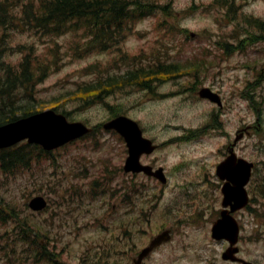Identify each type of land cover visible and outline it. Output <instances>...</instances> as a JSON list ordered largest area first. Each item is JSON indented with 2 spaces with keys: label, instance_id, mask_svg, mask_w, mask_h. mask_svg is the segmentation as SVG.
<instances>
[{
  "label": "rangeland",
  "instance_id": "374dc122",
  "mask_svg": "<svg viewBox=\"0 0 264 264\" xmlns=\"http://www.w3.org/2000/svg\"><path fill=\"white\" fill-rule=\"evenodd\" d=\"M156 1L163 5L168 2ZM216 1L175 0L170 14L164 13L159 7L152 13L149 11L144 18L135 21L131 32L124 34L118 44L119 48L106 52H84L81 31H68L52 39L44 37V33L34 27L18 24L8 33L3 57L14 67H19L18 64L28 54L37 56L39 61L47 64L49 75L37 86L36 97L45 104H42L45 108H49L52 101H59V111L68 112L71 121L99 126L115 114L110 111V106L116 112L147 123L151 133L159 136L161 141L183 136L179 142L168 143L167 148L156 155L173 177L169 195L167 191L164 194L157 192L161 201L158 206L164 211L155 208V214L165 213L167 209L164 206L168 202L171 212L167 213V220L175 221L174 224L180 227V231L182 224L192 225L198 217H202L207 224H211L216 217L223 195L220 188H215L210 181L218 182L216 166L225 159L227 147L235 141L232 136L242 132L244 137L238 142L235 152L254 162L257 169L252 183V196L256 200L252 207L256 213L249 218L243 217L241 221L244 224V235L252 237L250 251L264 261V228H259L256 224L257 221L264 220V200L260 203L262 198L258 191L264 176V33L241 22L246 16L264 20V0H236L239 15L233 21L223 6L215 4ZM22 4L21 0H13L14 7ZM21 11L22 9L17 8L12 14V19L16 22H20L17 17H21ZM249 32H254L250 41L243 43L242 48L237 47L235 44ZM190 34L195 36L192 38ZM254 39L256 43L252 45ZM226 45L229 47L225 49ZM123 53L131 58L138 56L139 64L161 60L179 63L181 66L198 61L202 81L190 78L168 79L158 89L159 92H167V96L152 95V98L147 91L134 89L135 86H125L107 97L106 104L99 101L84 103V98L73 95L80 86L100 76L101 72L95 66L105 74H112L119 71L116 68L118 64L127 65L126 62H119ZM182 70L190 71L194 68L189 66ZM201 83L207 87L214 86L226 100L224 116L221 117L224 126L221 129L218 128V122L214 121L215 112L221 116L220 109L181 95L180 87H198ZM247 94H253L256 100L262 102V113L251 105ZM191 129L199 130L207 136L198 142L195 139L185 142L183 139L190 135ZM221 132L231 136L221 137ZM126 150L119 135L100 128L89 139L55 150L50 155H42V159L34 162L31 169L22 171L15 177L0 175V206L2 202L8 204L7 199H12L10 209L15 207L26 214L25 209L31 214L33 212L26 207L29 200L38 195L46 196L53 208L40 219L46 221L53 218V232L57 233L59 229L69 242L70 233L76 232L78 236L82 234V231L70 228L73 218L81 215V209L87 218L91 217L86 213L90 199L83 196L71 197L86 179L84 176L76 177L75 172L81 175H89L91 172L96 175L102 169L118 170V166L125 163L128 155ZM206 171L213 172L215 177H210V181L205 177L203 179V172ZM129 179L131 178L121 175L114 184L121 185ZM192 182L201 185L186 187ZM82 198L87 200L82 207L81 203L71 201ZM126 210L120 206L118 212L122 215ZM152 212L154 213V209ZM33 215L31 218L34 221L39 220ZM152 220L151 228L155 224L159 227L162 223L158 217ZM189 229L191 232L197 230ZM4 232V224L0 223V264L5 263L8 247L15 246V243L7 240ZM102 232L95 230V227L88 228L79 242L87 244L92 241L91 249L98 251L99 242L104 238ZM198 236L200 237L194 236V239L203 237L207 243L204 248L206 251L201 253L203 257L219 254L221 242L210 240L207 227L203 226ZM194 242L187 244L194 245ZM90 255L93 253L90 252ZM71 263H78V259H72Z\"/></svg>",
  "mask_w": 264,
  "mask_h": 264
},
{
  "label": "trees",
  "instance_id": "16d2710c",
  "mask_svg": "<svg viewBox=\"0 0 264 264\" xmlns=\"http://www.w3.org/2000/svg\"><path fill=\"white\" fill-rule=\"evenodd\" d=\"M20 7L13 6V0L0 1V126L13 122L21 117L30 115L38 108L44 109V103L38 101L36 89L44 77L49 75V66L37 59V56L26 55L14 67L4 59V42L12 28L18 24L34 27L44 33V37L55 39L68 31H81L84 40L82 50L84 52L98 51L104 52L107 48H119L117 37L120 33L130 30V24L136 20L144 18L158 7L164 13L172 12L175 0H168L163 5L156 0H21ZM218 6L226 9L227 15L232 14L231 20L239 15L236 0H217ZM17 8L22 9L20 22L12 19V14ZM16 19V20H17ZM22 19V20H21ZM243 22V19L241 20ZM251 26L259 28L264 32V24L259 19L248 20ZM33 58V59H31ZM32 61H35L32 63ZM119 62L130 63L132 65L123 74H112L102 76L103 71L95 66L100 76L90 83L80 86L73 94L84 98V103L104 102L105 98L116 90L132 86L134 83L142 86L154 76L146 75V72L167 73V79L177 78L182 74L199 72V62H191L186 65H167L162 61H157L147 67L137 63V58H129L123 53ZM192 66L194 70L184 71L182 68ZM121 70V65L116 67ZM199 78V76H197ZM256 86V85H255ZM43 104V105H42ZM59 101H52L50 107L59 109ZM251 105L260 113V104L251 100ZM40 106V107H38ZM40 109V110H42ZM68 114L67 112H65ZM42 155H50L36 145L21 144L13 148L0 151V173L6 176H15L21 170H28L34 162L42 159ZM264 179H262V184ZM12 214H22L17 208H12ZM5 212V211H4ZM7 220V219H6ZM5 222V221H2ZM11 225L17 229L20 227L12 222ZM15 236L7 238L15 243L13 248L8 247L10 256L19 260H30L36 258L37 238L30 240L29 247L21 251L19 244H23L25 234H15L16 232L7 230L4 235ZM18 235V236H17Z\"/></svg>",
  "mask_w": 264,
  "mask_h": 264
},
{
  "label": "flooded vegetation",
  "instance_id": "af4514ba",
  "mask_svg": "<svg viewBox=\"0 0 264 264\" xmlns=\"http://www.w3.org/2000/svg\"><path fill=\"white\" fill-rule=\"evenodd\" d=\"M150 86V83H147ZM151 88V86H150ZM155 144L158 147H161L167 144V141H164L162 144L158 142L154 137H151ZM156 154L153 155H142L141 162L143 165H151L155 169L161 167L159 159H156ZM211 174H205V178L210 181ZM144 177V181L138 182L137 179ZM137 181L138 188L141 190L148 189L154 193L158 188H162L161 183L155 177L148 176L144 172H138L134 176ZM148 181H147V180ZM211 183V182H210ZM218 186L222 190L225 182L218 179ZM170 185V184H169ZM194 185V183H190ZM201 185V184H200ZM164 189L168 190V185L164 186ZM141 191H139L140 193ZM150 204V200H146ZM154 207V205H153ZM155 208V207H154ZM220 210L217 212V217L214 219L217 220L221 213H228L227 211L231 210V207H226L222 203ZM153 208L142 209L141 217L144 218L148 223H151L152 219L161 216L154 214L152 212ZM251 206L248 205L243 210H239L231 213L239 224L240 233L239 239L235 233L228 240L220 241V251L218 255H212L209 257H203V255L198 252L196 245L187 244L191 242L189 238L184 235V233H179L182 235L180 240L177 239L176 224H171V221L167 220V215L163 216L165 227L167 231H170V238L167 239V242L163 245H160L154 249L148 257L143 259L139 263V256L141 252L149 247L152 240L157 237L164 227L160 231H141L139 232L141 236L131 237L130 233L123 231V217L121 215H114L112 220L107 219V229L104 231V238L100 242V251H101V261L99 264H264L260 256L253 254L251 249V238L246 237L243 233L242 226V217L245 213L251 215ZM171 212V207L167 206V213ZM156 215V216H155ZM261 226L264 227V221H261ZM238 240V241H237ZM264 259V258H263Z\"/></svg>",
  "mask_w": 264,
  "mask_h": 264
},
{
  "label": "water",
  "instance_id": "95a60500",
  "mask_svg": "<svg viewBox=\"0 0 264 264\" xmlns=\"http://www.w3.org/2000/svg\"><path fill=\"white\" fill-rule=\"evenodd\" d=\"M202 97H213L209 90L201 92ZM215 101L219 102V100ZM106 129H115L126 139L130 156L127 159L126 171L138 169L139 157L144 151L152 152L149 141L142 138V133L136 122L127 117H118L105 125ZM91 130L83 123H68L67 118L57 114L54 110L38 113L22 118L13 123L0 127V149L11 147L23 140L28 139L31 144L42 145L46 150L56 149L74 139L88 134ZM254 164L231 155L227 161L218 168L222 178H228L232 185L226 184L223 191L225 194L224 204H233V210L245 206L248 196L244 190L249 182ZM155 175H161V170ZM164 181V179H163ZM34 210H42L46 203L43 198H35L30 205ZM223 214V219L218 221L214 227V236L221 238L228 236L233 231V221Z\"/></svg>",
  "mask_w": 264,
  "mask_h": 264
}]
</instances>
